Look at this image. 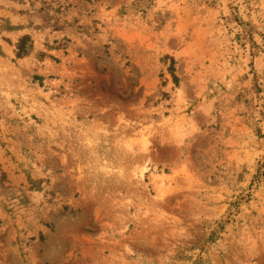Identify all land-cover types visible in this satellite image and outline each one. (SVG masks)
<instances>
[{"label": "rangeland", "instance_id": "1", "mask_svg": "<svg viewBox=\"0 0 264 264\" xmlns=\"http://www.w3.org/2000/svg\"><path fill=\"white\" fill-rule=\"evenodd\" d=\"M0 264H264V0H0Z\"/></svg>", "mask_w": 264, "mask_h": 264}, {"label": "trees", "instance_id": "2", "mask_svg": "<svg viewBox=\"0 0 264 264\" xmlns=\"http://www.w3.org/2000/svg\"><path fill=\"white\" fill-rule=\"evenodd\" d=\"M27 38V36H23L20 40L19 43L17 44L16 48V56L19 57L25 53V50L23 49V41ZM172 70V67L170 68ZM175 77V76H174Z\"/></svg>", "mask_w": 264, "mask_h": 264}]
</instances>
